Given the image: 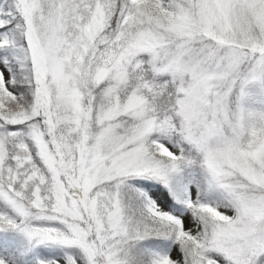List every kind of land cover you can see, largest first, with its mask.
I'll return each mask as SVG.
<instances>
[{"label":"snow or ice","instance_id":"6c2138e0","mask_svg":"<svg viewBox=\"0 0 264 264\" xmlns=\"http://www.w3.org/2000/svg\"><path fill=\"white\" fill-rule=\"evenodd\" d=\"M0 264H264V0H0Z\"/></svg>","mask_w":264,"mask_h":264}]
</instances>
